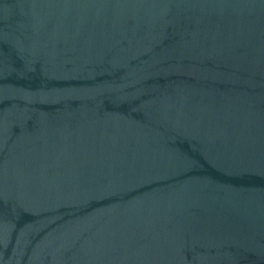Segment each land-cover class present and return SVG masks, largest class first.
I'll return each instance as SVG.
<instances>
[{
	"label": "water",
	"instance_id": "water-1",
	"mask_svg": "<svg viewBox=\"0 0 264 264\" xmlns=\"http://www.w3.org/2000/svg\"><path fill=\"white\" fill-rule=\"evenodd\" d=\"M0 264H264V0H0Z\"/></svg>",
	"mask_w": 264,
	"mask_h": 264
}]
</instances>
